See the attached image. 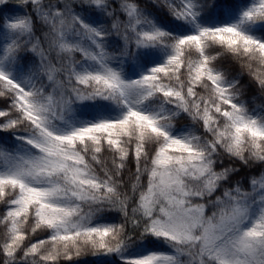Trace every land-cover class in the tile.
Instances as JSON below:
<instances>
[{
  "label": "snow or ice",
  "instance_id": "snow-or-ice-1",
  "mask_svg": "<svg viewBox=\"0 0 264 264\" xmlns=\"http://www.w3.org/2000/svg\"><path fill=\"white\" fill-rule=\"evenodd\" d=\"M229 57L264 91V0H0V264H264V106Z\"/></svg>",
  "mask_w": 264,
  "mask_h": 264
},
{
  "label": "trees",
  "instance_id": "trees-1",
  "mask_svg": "<svg viewBox=\"0 0 264 264\" xmlns=\"http://www.w3.org/2000/svg\"><path fill=\"white\" fill-rule=\"evenodd\" d=\"M139 2L143 5L146 3H150V0H139ZM10 7L15 8L16 5H10ZM152 10V9H150ZM10 14V13H9ZM218 67H221L222 70L225 71L228 78L235 77L240 80V88H241V95H240V101L244 102L248 109L251 111L253 109H257L259 106H264V91H261L259 88L256 80L253 78V75L250 73L249 69L246 66H243L241 61H238L236 59H233L231 57L227 59H222L221 62L218 64ZM253 71H255V68H253ZM7 108V102L0 98V110ZM0 119H7V117L0 118ZM175 127L177 129H182L185 126H191L197 128L200 132H202V129H200L199 125H192L190 119L186 117V115H182L181 118H178L176 121H174ZM15 141L11 139V132H4L0 133V146L6 147L9 150H11L14 145ZM247 155V153H246ZM129 170L131 172L135 171V165L134 162L129 164V169H126L123 175V178L130 183L129 180ZM264 171V169H261L258 165H254L251 169L248 168H242L241 174L238 177L243 182V187L248 188L249 185L246 182V177L250 175H260V173ZM143 185L146 186L147 184V177H143ZM4 199H9L7 194L5 195ZM6 208V205L4 203H0V214L4 212ZM88 208L85 206V211H87ZM105 217H117L116 221L117 223L120 222L119 214L116 212H105L103 213ZM3 226L0 225V235L3 233ZM48 233L46 231H38L34 235H32L31 240L33 242L40 240V239H47ZM150 248L158 249L161 251H169L166 247L162 246L157 242L156 245H148ZM96 259V257H93L91 254L83 255L78 258V264H85L87 261H92ZM59 264H73V262L67 261V260H60Z\"/></svg>",
  "mask_w": 264,
  "mask_h": 264
}]
</instances>
